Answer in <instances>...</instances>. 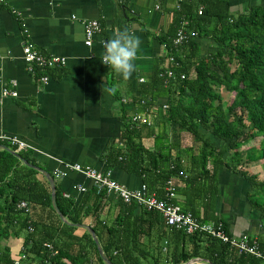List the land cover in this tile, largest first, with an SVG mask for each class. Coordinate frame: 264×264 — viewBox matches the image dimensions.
<instances>
[{"label": "trees", "instance_id": "1", "mask_svg": "<svg viewBox=\"0 0 264 264\" xmlns=\"http://www.w3.org/2000/svg\"><path fill=\"white\" fill-rule=\"evenodd\" d=\"M182 28L197 36L176 50L173 39ZM197 37L211 40L213 51L201 55ZM161 43L167 55L130 95L131 108L117 97L123 144L104 155L106 169L140 176L160 199H165L171 180L176 194L188 197L193 191L200 205L186 203L182 210L200 222H222L230 235L217 214L219 176L224 169L240 174L250 184V202L260 211L264 230V181L246 172L264 161V6L235 14L226 0H184L172 34ZM171 55L174 64L168 61ZM51 70L37 68L33 75L42 84ZM222 90L232 96L228 104ZM161 99L166 103L160 104ZM138 114L155 116V121L137 125L133 117ZM171 132L180 134L179 143L172 141ZM186 135L193 146L183 147ZM149 139L152 147L145 143ZM13 152L16 148L0 140V264H15L19 258V264H107L99 246L112 264H186L195 259L203 260L197 264H264V259L239 254L211 236L168 227L159 212L140 208L137 213L135 204H113L95 187L66 198L56 174L43 169L55 180L56 206L64 223L48 179L31 167L43 166L27 151ZM170 204L180 206L175 199ZM88 220L89 228L79 234ZM11 239L22 240L16 255ZM256 241L264 255V232Z\"/></svg>", "mask_w": 264, "mask_h": 264}, {"label": "crops", "instance_id": "2", "mask_svg": "<svg viewBox=\"0 0 264 264\" xmlns=\"http://www.w3.org/2000/svg\"><path fill=\"white\" fill-rule=\"evenodd\" d=\"M226 1L235 14L250 6H264V0ZM177 11V0H0V96L4 89L18 93L17 98L4 99L0 104V137L20 139L29 146L27 152L43 166L42 170L63 173L57 177L63 191L76 194L78 186L93 187L86 177L70 172L65 165L108 170L104 155L123 144L124 123L117 97L131 108L128 101L137 92L140 80L148 79L167 55L161 42L172 34ZM87 21H98L102 27L91 45L86 44ZM121 31L141 40L136 70L127 80L101 62L105 42ZM27 39L41 53L67 59L65 68L51 70L47 84H41L23 60L22 48ZM195 41L201 55L213 51L211 40L197 37ZM159 102L166 103L165 99ZM179 136L171 132L172 141L179 143ZM185 137L183 147L193 146L192 138ZM189 160L185 154L186 166ZM113 175L132 190L144 184L134 173L115 169ZM177 183L182 190V181ZM219 190L217 214L231 235L258 240L264 230L260 211L250 202L249 182L224 169L219 176ZM189 194L177 193L175 202L181 208L186 203L199 206L201 201L197 196L194 199V192ZM108 198L113 204L121 203L116 196ZM140 211L137 208V213ZM112 213H116L114 208ZM88 224L90 220L78 233L89 228ZM21 242L10 240L14 255L20 251Z\"/></svg>", "mask_w": 264, "mask_h": 264}, {"label": "built area", "instance_id": "3", "mask_svg": "<svg viewBox=\"0 0 264 264\" xmlns=\"http://www.w3.org/2000/svg\"><path fill=\"white\" fill-rule=\"evenodd\" d=\"M158 1L161 2L163 0ZM177 2L179 9L180 4L183 3L184 0H177ZM159 8L160 6L158 5L157 9ZM198 14H202V8L199 9ZM84 26L86 31V44L91 45L95 35L102 31L101 24L98 21H87L84 23ZM24 33L27 34V31L24 30ZM196 36V32L188 34V32H186L183 28L180 29L173 39L174 48L178 50L190 37L195 38ZM22 49L23 60L31 74H34L37 68L51 70L56 68H65L67 66L68 62L65 57L43 54L29 39L24 42ZM168 61L171 64L176 62L173 55L168 57ZM169 75L172 76L170 72ZM182 78L184 79L185 76H182ZM49 81L50 77L47 75H44L41 78V82L43 84H47ZM140 82H144V79H141ZM10 97L17 98L18 93L16 91L4 89L2 91V95L0 96V104L4 99ZM165 108L167 107L165 106ZM133 122L137 125L145 124L151 126L152 118L149 115L138 114L134 115ZM0 140L6 141L12 147L16 148L17 153L20 151H27L29 149V146L26 143L16 137L2 136L0 137ZM65 167L70 172H76L86 177L93 184V187L98 190V192H105L107 196H116L121 202L127 205L135 204L141 209L159 212L168 227L174 228L178 231H184L189 235L204 234L211 236L224 243H229L232 247L238 250L239 254H248L259 259H264V255L255 239L253 240L248 236L236 237L230 235L222 222H200L194 217L192 213L184 212L180 206L170 204V201L175 199L177 196L172 180L168 182L165 199H160L155 193H150L148 187L145 184H143L138 190H132L120 184L114 178L112 170L100 171L90 166L74 164H66ZM61 175H63V173L57 172L56 174L57 177ZM76 189L79 193H85L87 191V188L82 185L78 186ZM64 196L69 198L70 193H65ZM26 206V203L21 205L22 208H25ZM47 247L51 248L48 245ZM20 260V258L16 260L15 264H19Z\"/></svg>", "mask_w": 264, "mask_h": 264}, {"label": "clouds", "instance_id": "4", "mask_svg": "<svg viewBox=\"0 0 264 264\" xmlns=\"http://www.w3.org/2000/svg\"><path fill=\"white\" fill-rule=\"evenodd\" d=\"M140 44L141 40L138 36L121 31L105 42L101 62L127 80L136 70L135 60Z\"/></svg>", "mask_w": 264, "mask_h": 264}, {"label": "water", "instance_id": "5", "mask_svg": "<svg viewBox=\"0 0 264 264\" xmlns=\"http://www.w3.org/2000/svg\"><path fill=\"white\" fill-rule=\"evenodd\" d=\"M13 154H14V155H18L17 152H13ZM31 167H32V168H35V169H37V170H39V171H40L41 173H43V174L46 176V178L48 179V181H49V183H50V186H51V189H52V201H53L54 207H55L57 213H58V214L60 215V217L62 218L63 222H64V223H68V222L66 221V219L62 216V214L60 213V211L58 210V208H57V206H56V183H55V180H54L53 178H51V175H50L48 172L43 171L42 169H40V168H38V167H35V166H32V165H31ZM90 232H91V234H92V236H93L95 242H96L97 244H99L98 239H97L95 233H94L92 230H90ZM99 252H100V255L102 256L103 260H104L107 264H112V263H111V262H110V261L104 256V253H103V251H102V249H101L100 246H99ZM202 261H203V260H201V259H195V260H192V261H190V262H188V263H186V264H197V263H200V262H202Z\"/></svg>", "mask_w": 264, "mask_h": 264}, {"label": "rangeland", "instance_id": "6", "mask_svg": "<svg viewBox=\"0 0 264 264\" xmlns=\"http://www.w3.org/2000/svg\"><path fill=\"white\" fill-rule=\"evenodd\" d=\"M222 95L225 98L226 103L228 104L232 96L231 94L227 93V91L222 90ZM187 142V139H186ZM145 143L149 146L151 145L152 141H145ZM260 153L255 156V158H259ZM246 172L250 175H258L260 181H264V161L259 160L258 162L254 163L249 169H246ZM253 237L257 236V233H252ZM249 237V236H248ZM253 239V238H252Z\"/></svg>", "mask_w": 264, "mask_h": 264}]
</instances>
